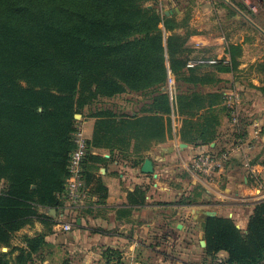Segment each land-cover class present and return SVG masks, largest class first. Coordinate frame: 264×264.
I'll return each mask as SVG.
<instances>
[{
    "label": "trees",
    "instance_id": "obj_1",
    "mask_svg": "<svg viewBox=\"0 0 264 264\" xmlns=\"http://www.w3.org/2000/svg\"><path fill=\"white\" fill-rule=\"evenodd\" d=\"M158 5V0H0V249H9L0 250V264H34L33 257L47 247L53 222L40 211L63 210L69 160L77 147L76 114L125 93L153 100L154 114L143 118L90 114L98 121L86 141L83 181L101 201L105 189L88 188L87 164L95 158L90 151L110 146L128 128L165 137L169 119L164 116L171 108L161 88L168 71L177 77L185 70L188 35L175 33L180 24L161 16ZM236 65L232 60L231 68L217 70ZM256 67L264 75V56ZM178 109L182 114L180 104ZM248 124L241 113L234 138L245 136ZM211 135L203 130L192 143L209 144ZM34 219L44 231L25 235L23 246L12 247L14 234ZM203 232L202 264L220 251L227 255L224 264H264V200L254 206L246 233L222 217L208 218ZM104 255L105 264H121L119 253Z\"/></svg>",
    "mask_w": 264,
    "mask_h": 264
},
{
    "label": "crops",
    "instance_id": "obj_2",
    "mask_svg": "<svg viewBox=\"0 0 264 264\" xmlns=\"http://www.w3.org/2000/svg\"><path fill=\"white\" fill-rule=\"evenodd\" d=\"M217 1L158 0L161 16L173 17L181 24L175 33L188 35L184 45L187 61L207 58L217 63L185 68L177 77L168 71L161 88L171 108L164 116L169 119L165 137H147L145 128H128L114 140L110 137V146L90 151L95 158L87 164L91 174L88 188L102 186L104 199L88 192L87 201L73 212L75 222L70 231L57 232L52 225V233L45 237L47 247L34 257V264H47L45 256H51L54 247L60 250L63 264H105L104 254L109 250L119 253L121 264H181L177 254L165 259L160 247L168 240L176 242L179 255L188 257L187 264H194L196 258H202V264L206 258L203 224L208 218L232 219L235 227L246 233L254 206L264 200V75L256 67L264 49L243 48V32L229 28L230 18H240L226 3ZM230 3L241 9L236 0ZM165 33L167 37L169 33ZM226 59L228 64L223 63ZM232 60L236 68L217 70L231 68ZM190 69L194 72H186ZM232 90L240 94L241 113L249 120L245 127L249 168L237 152L223 172L208 181L190 170V160L201 152H217L234 138L226 105ZM152 103L149 95L134 93L100 99L84 109L77 119L78 128L85 141H90L98 121L90 114L107 111L112 120L143 118L154 114ZM203 130L215 134L209 136L211 142L192 143L200 139ZM145 159L152 162L153 174L141 172ZM169 207L172 211L167 214ZM208 212L215 216L207 217ZM43 230V225L37 224L31 236ZM215 256L225 259L227 255L220 251Z\"/></svg>",
    "mask_w": 264,
    "mask_h": 264
},
{
    "label": "built area",
    "instance_id": "obj_3",
    "mask_svg": "<svg viewBox=\"0 0 264 264\" xmlns=\"http://www.w3.org/2000/svg\"><path fill=\"white\" fill-rule=\"evenodd\" d=\"M217 63L216 59L197 58L189 59L186 62V68H194L201 65H214ZM228 64L229 60L223 61ZM226 105L229 111V126L232 132L238 133L240 128L241 117V97L237 91H230L227 96ZM255 139L258 137V131L254 132ZM76 149L72 152L68 165V177L65 183V191L63 194V210L54 219V229L59 232H68L72 229L75 220L72 218L67 220V216L71 215L73 211L78 210L85 201H87L88 191L85 188L83 181V167L82 161L86 151V141L83 138L81 131L78 128L75 137ZM250 148V143L245 136L233 138L227 145L217 152H201L196 154L190 160V170L203 177L206 180H213L223 172L226 165L232 160L235 153L242 154V164L248 167V160L245 155V150ZM249 168V167H248ZM222 257L216 256L212 261L204 264H224Z\"/></svg>",
    "mask_w": 264,
    "mask_h": 264
},
{
    "label": "rangeland",
    "instance_id": "obj_4",
    "mask_svg": "<svg viewBox=\"0 0 264 264\" xmlns=\"http://www.w3.org/2000/svg\"><path fill=\"white\" fill-rule=\"evenodd\" d=\"M218 1L223 3L222 0H218ZM228 1L232 2L233 0L232 1L228 0ZM236 1H237V3L241 4L240 5L241 6L240 11L243 14H245L249 19H251L256 25H258L264 31V0H236ZM157 10L160 13L159 5L157 7ZM171 10L172 9H169L168 11L171 13ZM160 15H162V13H160ZM237 16L240 18L239 20H234L233 19L234 17L230 18V20H232V23L229 24V28H233L238 33L241 31L243 32V34H244V36H243V38H244L243 39V42H244L243 46L244 47L243 48L244 49H264V36L259 31H257L253 26H251L245 19L240 17L238 14H237ZM180 27H181V24L178 28H180ZM163 32H164V34H166L164 30H163ZM171 211H172V208L166 210L167 214H169ZM40 213L50 217L52 219V222L54 225V219L59 214L62 213V209L58 210V213L55 216H53L52 213H50L49 211H42V212L40 211ZM72 218L75 220V216L73 213L71 215L67 216V220H70ZM37 224L41 225L42 222H40L39 219L38 220L34 219L31 224L25 226L23 229H21L20 231L15 233L13 236V239L11 241L12 247H16L17 245H20V243L22 244L23 236H25V235L31 236L32 235L31 233H32L33 229L36 228ZM43 228H45V227L43 226ZM55 231L58 232V230H55ZM171 238L173 240H175V237H171ZM4 249H5V251H4ZM160 249L165 256V259H167L168 256L172 259V257L174 258V255L177 254V255H175V257L181 258L183 260V261H181V264H187L188 257H186L185 254L179 255V247L177 246L175 241H169L168 240V242H166L165 245L161 246ZM0 250L2 252H7L9 249L6 247H2ZM61 257H62V254L60 253V250H58L57 248L54 247L52 249L51 256H49V257H48V255L45 256L44 261H47L48 262L47 264H63L62 261L60 260ZM201 259L196 258L195 260H193V263L194 264H200ZM165 264H177V262H175V261L170 262L169 261L168 263H165Z\"/></svg>",
    "mask_w": 264,
    "mask_h": 264
},
{
    "label": "water",
    "instance_id": "obj_5",
    "mask_svg": "<svg viewBox=\"0 0 264 264\" xmlns=\"http://www.w3.org/2000/svg\"><path fill=\"white\" fill-rule=\"evenodd\" d=\"M224 3H226L228 6H230L232 9H234L236 11V13L242 17L243 19H245L251 26H253L257 31H259L263 36H264V31L258 26L256 25L251 19H249L245 14H243L239 9H237L233 4H231L228 0H222ZM76 119L80 118L79 114L75 115ZM141 172L144 174H153L154 173V168H153V164L149 159H145V161L143 162V165L141 167ZM48 211L50 213H53V216L56 215L55 210H50L48 209ZM215 214L212 212H208L207 213V217H214ZM205 247V245H204ZM5 251V249H4Z\"/></svg>",
    "mask_w": 264,
    "mask_h": 264
}]
</instances>
